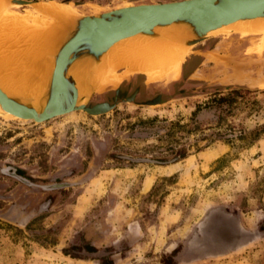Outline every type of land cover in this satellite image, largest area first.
<instances>
[{
	"label": "rangeland",
	"instance_id": "rangeland-1",
	"mask_svg": "<svg viewBox=\"0 0 264 264\" xmlns=\"http://www.w3.org/2000/svg\"><path fill=\"white\" fill-rule=\"evenodd\" d=\"M162 1L171 0L63 6L94 14ZM35 6L14 5L23 13ZM118 69L124 67L110 76ZM141 71L131 76L134 86L146 87L140 100L161 93L158 104L122 98L101 115L77 110L43 122L16 118L0 105V167H20L39 183L79 182L43 191L0 171V264H264V133L237 139L240 130L264 125V33L213 34L175 69ZM244 85L263 90L256 94L260 108L239 106L219 119L213 93ZM178 149L185 157L163 164L121 157L170 159ZM11 205L29 216L27 223L3 216ZM211 213L260 235L232 251L201 255L191 241Z\"/></svg>",
	"mask_w": 264,
	"mask_h": 264
},
{
	"label": "water",
	"instance_id": "water-1",
	"mask_svg": "<svg viewBox=\"0 0 264 264\" xmlns=\"http://www.w3.org/2000/svg\"><path fill=\"white\" fill-rule=\"evenodd\" d=\"M38 1L52 0H8V3L32 7L31 4ZM68 1L70 0L55 2L66 4ZM131 4L94 14L76 15L62 32L52 56L53 66L42 95L35 99L32 96L7 93L0 88L2 109L20 119L36 122H43L77 110H83L90 115L107 113L116 104L110 105L103 102L87 106L93 95L101 92L95 87L99 79L92 75L87 77L85 83L89 84L90 89L85 95L79 94L77 81L69 73L72 65L84 61H91L98 65L102 56L117 41L137 34L156 38L160 36L158 32L161 28L170 25L186 27L190 36L184 39L181 45L193 48L213 35L209 32L224 25L235 21L264 18V0H171ZM246 87L259 89V85ZM133 100L134 94L124 99V101ZM159 102L160 96H157L146 101L145 104L154 105ZM121 157L136 163L162 164L172 161L147 157ZM61 186L63 184L54 187ZM231 223L222 215L210 217L207 227L203 230L201 242L205 241L215 248L230 247L235 238Z\"/></svg>",
	"mask_w": 264,
	"mask_h": 264
},
{
	"label": "bare ground",
	"instance_id": "bare-ground-1",
	"mask_svg": "<svg viewBox=\"0 0 264 264\" xmlns=\"http://www.w3.org/2000/svg\"><path fill=\"white\" fill-rule=\"evenodd\" d=\"M63 4L38 1L31 4L36 5L35 10L23 13L10 5L8 0H0V88L3 91L35 99L42 95L62 32L78 15L77 10ZM42 25L46 27L43 29ZM256 31L264 33V18L235 21L209 33ZM158 33L160 36L156 38L137 34L117 41L102 56L98 65L91 61L72 65L69 73L77 81L79 94L88 93L90 88L85 79L91 75L99 79L96 90L103 91L115 84L117 87L141 70L160 67V72L164 74L179 66L192 48L181 45L190 36L188 29L170 25L161 28ZM121 67L124 69H118L110 76L113 69Z\"/></svg>",
	"mask_w": 264,
	"mask_h": 264
},
{
	"label": "flooded vegetation",
	"instance_id": "flooded-vegetation-1",
	"mask_svg": "<svg viewBox=\"0 0 264 264\" xmlns=\"http://www.w3.org/2000/svg\"><path fill=\"white\" fill-rule=\"evenodd\" d=\"M183 70H184V68H183ZM144 78H145V76H144ZM133 79H134V77H130V79L128 81H125V80L122 81L118 88L107 92L104 95L105 96L104 99L92 100L87 104V106L90 107V106H93L95 104L103 103V102H106L110 105L117 104L119 99L127 98L133 94H134V100L133 101H140L139 102L140 105H142V103L144 101L152 100L157 96H160V101L162 100V94L161 93H156L153 96H148V97H145L144 99L140 100L141 95H142V90L146 87H140V85L134 86ZM150 158L156 159V160L163 159V158H157V157L156 158L150 157ZM164 160H166V161L172 160L171 162H174V161H177L178 158L175 157V155H173L172 158L164 159ZM0 171L4 175L12 178L14 181L22 183L28 187L41 189L43 191L61 190V189L73 187L74 185L79 184V182L65 181V180H55V181H52L49 183L48 182H42V183L40 182L39 183V182L35 181L31 176L27 175L23 169H21L20 167L13 166V165H3L2 167H0ZM68 183L70 185H67ZM62 184H63V186H61V187H54L55 185L57 186V185H62ZM217 215H222L223 217L227 218L229 221L232 222L231 228L234 231L235 238L232 241L231 246L228 248H220V247L215 248L212 245H208L205 241L201 242L202 241L201 239L203 236V230L207 227L210 217L217 216ZM3 216L10 221H15V222L21 223V224L27 223L29 220V216L24 215L23 212H21V210L19 208H17L16 205H11L10 208L8 209V211ZM202 224L203 225L201 227V237H199V236L194 237V239L191 241V246L195 250H197L201 255H213V254L226 253L228 251H232V250L238 248L241 245L246 244L247 242L251 241L252 239H254L260 235V232L252 233V232L244 230L243 227H241L242 224L239 221V219L237 220L235 218L228 217L222 213H211L205 219V221Z\"/></svg>",
	"mask_w": 264,
	"mask_h": 264
},
{
	"label": "trees",
	"instance_id": "trees-1",
	"mask_svg": "<svg viewBox=\"0 0 264 264\" xmlns=\"http://www.w3.org/2000/svg\"><path fill=\"white\" fill-rule=\"evenodd\" d=\"M262 91L263 90L258 88H249L246 86L228 87L226 88L225 94H222L224 91L214 92L210 100V105L220 109L221 115L218 116L219 119H226V117L232 115L234 110L239 106H242L241 109L243 110L248 109L249 113H251L260 108V101L256 99V94ZM263 133L264 125L251 130L249 133L240 130L237 139L245 140L251 137L252 141H255ZM227 140L231 141V138ZM252 141L250 143H252ZM173 154L178 159H182L185 157L186 152L184 149H178L177 151H173ZM161 160L166 161L164 159ZM89 251H94V247H90Z\"/></svg>",
	"mask_w": 264,
	"mask_h": 264
},
{
	"label": "crops",
	"instance_id": "crops-1",
	"mask_svg": "<svg viewBox=\"0 0 264 264\" xmlns=\"http://www.w3.org/2000/svg\"><path fill=\"white\" fill-rule=\"evenodd\" d=\"M185 60H186V59H185ZM184 62H185V61H184ZM184 62H183V63H184Z\"/></svg>",
	"mask_w": 264,
	"mask_h": 264
}]
</instances>
